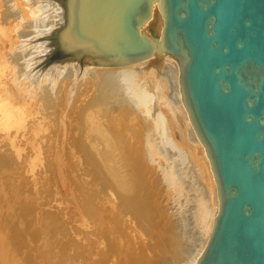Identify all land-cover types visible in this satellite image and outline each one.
Listing matches in <instances>:
<instances>
[{
  "label": "bare ground",
  "instance_id": "obj_1",
  "mask_svg": "<svg viewBox=\"0 0 264 264\" xmlns=\"http://www.w3.org/2000/svg\"><path fill=\"white\" fill-rule=\"evenodd\" d=\"M157 3L158 2L156 1L152 4L151 13L148 19H146L143 22V24L139 26V28L137 27L138 35L141 38H144L147 41H150V43L151 42L153 43L152 44L153 50H154L153 53L149 57H145L137 61H119V60H113L111 58H108L86 46H83L77 40L74 34V22H75L74 0H0V140H5L7 141V143L8 142L11 143V145H9V149L12 150L13 153H15L17 156H20L21 152L19 153L20 146L18 142L22 138H24L23 136L20 135V132L24 131L26 128L28 129L27 126H28V123L30 124V121L31 123L32 122L35 123V133H37L41 129V125L43 123L45 124V122L43 120V123H42L41 117H39L38 115H40L39 113L41 109H47V106L45 105L46 104L48 106L50 105V103L48 104L49 102L48 99L53 100L51 98L56 97L54 94H58L60 100L64 101V102L62 101L61 103L60 100H57L58 102L60 101V103L62 104V105L60 104L59 105L65 106L64 107L65 109L70 108L69 110H71L74 105L76 106V104L78 105V108L80 106L81 110L84 108L85 110L86 109L91 110V108L94 109L96 105H98L97 107L99 109L100 105L102 104V105H105V108L107 107L108 109H113V108L116 109L115 112L117 111V108L119 109V111H121L120 109H122V112H120L122 113V115L126 114L125 111H127L128 113L129 111H131L130 113L134 111L135 115L137 114L136 115L137 117L138 112H141L144 115V117L145 116L147 117L145 119L147 120L146 125L145 126L142 125V127L145 128V130L143 131L145 133L140 138V143L142 145L141 146L142 153L140 152L141 154H139L138 150L140 148H138L137 151L134 150V147L136 148L134 144H131L134 147L130 145V148L128 146L127 147L124 146L121 152L119 150L121 145H118L119 148L117 147L118 148L117 152L119 151L117 157L118 159H120L121 155H123L125 164L122 163L123 161L122 162L118 160L117 161L121 163V166L124 165L125 168H126V164L128 163L129 167L127 168L128 169L127 172H126L127 170L126 169L122 171V173L119 172L120 174L117 173V175L115 176L121 177V174H124V172L129 173V168H130V173H131L132 178L131 179L127 178V179L129 181L132 180L131 183L132 182L133 183L132 185L130 183L131 186L133 185L135 186V190L131 188H130L131 190L129 189L130 191L128 190L130 194H127V195L122 194L124 190L120 192V194H122L121 195L122 197L127 196L123 202L126 201L125 205L128 206V207L126 206V208L129 210V207H130L131 211L133 210L134 212L133 214L134 215L136 214L135 215L136 219H135L131 212L135 221L138 222L139 220H142V222L147 221L149 223V221L151 220L150 218L151 214L154 212H151L149 216V212H150L149 209H151L152 205H148L149 206L148 207L147 203H145L144 200L149 199L152 201V199L150 198H152L154 194L156 193L153 192L151 195L150 194L151 192H148V193L146 192L149 189V187L147 190H146L147 186L146 188H144L145 183H143L142 178H141L142 176L140 175H142V173L144 174L145 172L147 174L148 171H144V168H142V171L144 172L140 174V172L138 171H140L141 168H138L137 162L136 163L134 162V160H137L138 158L133 160V157L131 156L138 155V157H143L144 161L145 160L151 161L150 159L153 157H158L159 160H162L164 162V165L162 167V170L159 169L161 172L160 179L163 182L164 187L168 190V192L169 190L172 191L175 206L177 207V211H178L174 215V221L172 222L175 228L173 226L172 227L173 229L179 231L183 239L189 240L193 238L194 236V239H191V241L193 242L189 243L186 247L187 256H188L186 257L190 258L189 260L187 259L188 264H197L198 260L200 259L203 251L205 250L208 244L209 237L211 236L213 225H214V220L219 211L220 203L218 199L216 184L213 187V183L211 181L210 186H205L201 181L200 173L203 170L200 171L199 164L201 161H199V159L204 161V163L208 166L210 180L212 179L213 174L210 169V165H209V161H208L205 148L200 140V137L197 133V130L195 128V125L192 121L191 115L187 107L186 97H185V93L183 90V84H182L181 62L176 57L165 53L161 48V37H162V29L164 26V19L158 8ZM102 66H106V67H102ZM53 102H55V100ZM78 108L76 106L75 109H78ZM102 108L104 107L102 106ZM102 111L103 113L105 111V114L107 115L106 109ZM41 112H43V110ZM115 112H114L115 115L113 114L115 116V119L114 118L112 119L111 117H109V119H112L111 121L115 120L113 123H111L109 120V122L113 124L114 127H116L114 124L117 121L116 117L119 118V115H120L119 112H117L119 115L117 114L116 116ZM98 113H101V111L100 112L98 111ZM109 113H108V116H111V113L110 115ZM70 114L72 116V113ZM129 115L127 114L128 117ZM75 116H78V115L75 114ZM127 116H124V117H126L127 121H129L130 119L128 120ZM85 117H86V114H85ZM122 117L119 119H122ZM67 118H68V115H67ZM69 118H72V117H69ZM47 119L49 118L47 117ZM77 119H80V116L79 118H76V120ZM141 119H142V116H141ZM81 120L82 118L80 119V121ZM106 120H108L107 117H106ZM95 121L94 123H97ZM122 121L125 122L124 125ZM122 121H121L122 124H120L121 126L127 125L125 120H122ZM118 122L120 121H117V123ZM73 124H75V121ZM101 124L102 123H100V125ZM113 125H110V126H113ZM128 125L129 127L132 126L130 124ZM128 125H127V128L123 126L119 128L117 127L116 134L118 133L121 134V132L118 131L120 128L128 129L129 128ZM56 126H59V125H56ZM94 127L97 128V126H94ZM99 127L103 129V127L101 126ZM68 128L69 127H67V129ZM105 128H108V127H105ZM71 129H72V126H71ZM84 129H81V130H84ZM123 129H121L123 135L124 134L129 135V134H126L125 129L124 130ZM93 130H95V128ZM113 130L116 131L115 128H113ZM71 131L73 132V130H70V132ZM92 131L90 130V133ZM127 131L128 133H133L132 130H130L131 132H129V130ZM143 132L141 130V133ZM101 133L103 134V132H100V134ZM109 133H110L109 135H111V138L114 137L112 136L111 132ZM125 135L124 137H126ZM16 136H20L19 140L16 142L18 145L13 144L15 143ZM35 136H38V135H35ZM106 137L107 136H105L104 138ZM28 138L31 139V135ZM80 138H82V136ZM104 138H101V139H104ZM95 139H98V138H95ZM113 139L114 138H112V141ZM127 139L129 138L127 137ZM178 140H182L188 145L189 149H191L190 153L187 151L188 149L185 151L180 145L177 144ZM84 142L85 141L83 139V143ZM128 142L130 143L129 140ZM93 143L95 144L94 141ZM129 143L128 144L126 143L125 145H129ZM20 149L22 148L20 147ZM130 149H132L135 152L130 151ZM132 153H135L136 155L135 154L133 155ZM141 161L142 159L140 160V162ZM114 162L116 163V160ZM145 162L147 163V161ZM115 165L117 164H114V166ZM119 169L121 168H118V171H120ZM107 175L109 176V174ZM129 175L127 174L126 176H129ZM149 175L143 177V178L150 177L149 179H147L146 182H149L152 178V175L150 176ZM124 176L125 174L122 176V179ZM125 179L123 180L125 181ZM129 181H127L126 183H128ZM127 185L129 187V184ZM149 186L151 189L152 187L150 184ZM142 188L145 190L144 192L145 196L142 195L144 191L142 190ZM141 191L142 193H139ZM148 191H154V190H148ZM156 191L157 190H155V192ZM125 192H126V187H125ZM158 192H159V189H158ZM120 194H117V196ZM166 195H168V193ZM146 196L147 197L152 196V197L146 199ZM153 198L155 202L157 195ZM164 200L162 201L161 199L159 203L164 202ZM119 202H122V201H119ZM156 204L158 205V202ZM124 207L125 206L123 205L122 208L125 211H127ZM157 207L162 209L160 205ZM153 208L154 206L152 207L151 211H153ZM160 209L158 210V208H156V210H158L159 212L157 211L158 213H154L153 215L154 216L157 215L158 217L159 216L158 214H161ZM103 212L105 211L103 210ZM153 215H152V218H153ZM166 216L167 215H165V219L167 220L169 216L168 218ZM159 217H161V215ZM162 218L159 220L158 223L161 222ZM153 219L155 222L156 221L155 217ZM9 222L12 223L11 221ZM147 222H145L144 224H147ZM151 222L152 220L150 221V223ZM150 223L148 224L149 229L150 227H154L155 229V226L153 224H152L153 226H151ZM166 225L167 224L164 223L163 226H165L166 229L167 228L169 229L170 225L168 226ZM160 226H162V224ZM158 227L159 226H157V229L160 230V228ZM119 228H118V233L120 234ZM142 229L145 230L146 227L144 226L142 227ZM147 229H146V232H147ZM154 229H152V231L150 232L148 231L146 236L148 235V237L151 238L152 235L149 236L150 233L154 234L153 231L154 232L159 231V230H154ZM169 231L166 230V232H169ZM162 232H164V230ZM157 233H156L157 235L153 236L154 238L156 237V240L158 239L157 236L159 235V232ZM160 235L163 236L161 233ZM167 236H164L165 238L163 237V244L165 245H166V242L164 243V240L166 239ZM169 238L170 236L168 237V239ZM172 238H170L172 240L170 241V243L173 242ZM154 240L155 239H153V241ZM175 242L179 243L177 241ZM152 246L153 245H151V248H153L155 245L153 247ZM154 248L157 250V246H155ZM163 249H167L165 251H168V248H166L165 246H163ZM160 250L161 249H158L159 252L158 251L157 252L160 253L161 252ZM171 253H169V255ZM160 254L165 255L162 253ZM173 254L174 253H172V255ZM162 257L163 256H161L160 258ZM38 258H40V256ZM135 260H136L134 261L135 264H137V262L140 261V259H137V258H135ZM162 260L159 261L158 259V261L161 263L163 262ZM183 263H184V259H183ZM164 264H165V261H164Z\"/></svg>",
  "mask_w": 264,
  "mask_h": 264
},
{
  "label": "water",
  "instance_id": "obj_2",
  "mask_svg": "<svg viewBox=\"0 0 264 264\" xmlns=\"http://www.w3.org/2000/svg\"><path fill=\"white\" fill-rule=\"evenodd\" d=\"M156 1L220 203L197 264H264V0H74V34L113 60L149 57L137 27Z\"/></svg>",
  "mask_w": 264,
  "mask_h": 264
},
{
  "label": "rangeland",
  "instance_id": "obj_3",
  "mask_svg": "<svg viewBox=\"0 0 264 264\" xmlns=\"http://www.w3.org/2000/svg\"><path fill=\"white\" fill-rule=\"evenodd\" d=\"M102 67H106V66H102ZM54 95L56 96L54 97L55 99L54 98H51L53 100L48 99L49 101L48 104L50 103V105L49 106L47 104L45 105L47 106V109H41V110L39 109L40 115L38 116L41 117L42 123L44 120L46 126L43 123L41 125V129L37 133H35V123L34 122L31 123L30 121V124L28 123L27 126L28 129L26 128L24 131L20 132V135L25 138V139L22 138L18 142L19 146L22 148L20 149V147L18 146L20 150L19 153L21 152V155L19 154L20 156H17L15 153H13L12 150L9 149V145H11V143L9 142L7 143V141L5 140H0L1 142L0 143V264H42V263L43 264L44 263L45 264H133L134 261H136L135 258L140 259V261H142V262L139 261L140 264L141 263L145 264L146 262H147L146 264L149 263L164 264V261L165 264H169V262L170 264H182L183 259H184L183 264H188L187 259L189 260L190 258H187L188 256H187L186 247L189 243L193 242L191 241V239H194V236L193 238L186 240L183 239L179 231L173 229L174 226L172 222L174 221V215L178 211H177V207L175 206L172 191L169 190L168 192V190L164 187V184L160 179V173H161L160 170H162L164 162L162 160H159L158 157H153L150 159L151 161L145 160L147 161L146 163L143 160L144 159L143 157H138V155H136L135 153L132 154L133 155L135 154L136 156H131L133 157V160L137 158L142 159L141 162H140L141 159L134 160V162L135 163L137 162L138 165L139 164L141 165V166L139 165L140 166L139 167L136 164L138 168H141L140 171H138L140 172V174L144 171H148L147 174L145 172L144 173L145 175L143 173L142 175H140L142 176L141 178L143 183H145L144 188H146L147 186L146 190L148 189V187H149L148 190H154V191H148V190L146 191L147 193L151 192L150 193L151 195L153 192L156 193L154 194L153 197L157 195L156 198L157 200L155 199V202L156 203L158 202V205L154 202V198L152 196L149 197L146 196V199L152 197L150 198L152 199V201L149 199H148L149 201L144 200L145 197L143 199L144 202L147 203V206L152 205L151 209L154 206L153 211L149 209L150 210L149 216L151 212L154 213L159 212L158 210L160 208L157 206L160 205V207H162V209H160L161 214H158L159 216L161 215V217L159 216L157 217V215L154 216L153 215L154 213H152L150 217L152 220L151 223H150L151 220L149 218L150 220L149 223L151 224V226L154 225L155 229L154 227H150L151 229L150 230L148 227L149 223L147 221L142 222V220H139L138 222H136L135 221L136 214L135 215L133 214L134 212L133 210L131 211L130 207L129 210L126 208L127 206L125 205L126 201L123 202L127 196H124L125 198L121 196L122 194L125 195L130 194L128 190L130 188L135 190V186L134 185L131 186L133 182L131 183L132 180L131 181L128 180L132 178L130 173V168H129L130 175L129 173H126L128 171L127 168L129 167V164L126 162L127 164L125 168L123 164H122L123 166H121V163L118 162V161L121 162L123 161L122 163H124L125 161L123 159V155H121L122 158L120 157V159H118L117 157L119 153V151L117 152L119 148L118 145H121L119 148L121 152L124 146L126 147L128 146L130 148V145L134 144L136 148L132 145L131 146L134 147V150L136 151L138 150V148H140L138 151L139 154H141L142 145L140 143V138L145 133L143 132L145 128L142 127V125L143 126L146 125L147 120L145 119L147 117L146 116L144 117V115L141 112H138V116L136 117L137 114L135 115L134 111H132V113H130L131 111H129L130 115L134 116L131 117L129 113L125 110L123 111H125L126 114L122 115V113H120L122 112V109H120L121 111H119V109L117 108V111L115 112L116 109L114 108L108 109L107 107L105 108V105L102 104L100 105L101 109L99 107L100 110L97 107L98 105H96L94 109L91 108V110L90 109L85 110L84 108L82 109L83 110L82 111L80 109V106L78 108L77 104L76 106L78 109H75L76 106L74 105L73 106L74 109L72 107V109L69 110L70 108L65 109L64 108L65 106H60L62 105L61 103L63 100H60L58 94H54ZM54 100L56 103L53 102ZM57 100H60L61 103L60 101L58 102ZM102 106L104 108H102ZM105 109L107 115L105 114V111L104 113L102 111ZM42 110L43 112H41ZM97 110L99 112L101 111V113H98ZM108 111L109 112L112 111L110 112L111 116H108L109 113ZM113 111L116 113V116L118 114L117 112H119V114L121 115L120 116L118 114L119 118L123 116L122 119L116 117L117 121L121 122L122 120H125L127 125L130 124L133 126V127L132 126L129 127L128 125L129 127L128 129L124 128L126 132L125 131L123 132L129 134V135L124 134L126 137H124L122 133L121 129L123 128H120L118 130L121 132V134L119 133L116 134L117 133L116 128L122 127L125 122L122 121L123 125L121 126L120 124H122V122L117 123L116 121L118 125L114 123L116 126L114 127V125L111 124L115 121V120L111 121L113 118L115 119L114 116L115 114ZM70 113H72V116ZM75 114L78 116H75ZM92 114L98 116L95 117ZM127 114L129 115V117L127 116ZM79 116L80 119L82 118L81 121L80 119H77L79 121L76 120V118H79ZM124 116H127L128 120L129 119L130 120L127 121V118ZM47 117L49 119H47ZM106 117L108 118V120H106ZM109 117H111L112 119H109ZM104 119L108 122L110 120L111 123L106 122ZM74 121L75 124H73ZM94 121L97 123H94ZM100 123L102 124L100 125ZM78 124L81 126H79ZM97 124L103 127V129L100 128ZM92 125L97 126V128ZM127 125L123 127L127 128ZM67 127L69 128L67 129ZM73 127L76 129H74ZM83 127L86 129H84ZM91 127L92 128L94 127L95 130H93L94 128L92 129ZM111 127L115 128L116 131H114L113 128ZM78 129L79 130L84 129V130H81L83 131L81 132ZM70 130H73V132L72 131L70 132ZM90 130L91 131L93 130L97 135L93 131L90 133ZM127 130H129V132H131L130 130H132L134 134L128 133ZM141 130L143 133H141ZM100 132H103V134L102 133L100 134ZM109 132H111L112 136H114L112 137L114 138L113 141L111 135H109L110 134ZM139 133L141 134V136ZM30 135H31V139L28 138L30 137ZM81 136L82 138H80ZM105 136L107 137L110 136V137L104 138ZM127 137L129 139H127ZM19 138L20 136H16L15 143L13 144H17L16 142L19 140ZM83 139L85 141L84 143H83ZM106 140L108 141V143ZM128 140L130 141V143L128 142ZM132 140L134 141V143ZM93 141L95 142V144L93 143ZM125 142L127 144L129 143V145H125L126 144ZM177 144L180 145L185 151L188 149L187 151L190 153L191 149H189L188 145L185 142H183L182 140H178ZM132 149H130V151L135 152ZM114 159L116 160V163L114 162L115 161ZM199 161H201L199 164L200 171L203 170L202 171L203 173L202 172L200 173L202 183L205 186H210V183L212 181L214 187L215 182L213 179V175L211 180L209 178L210 175H209L208 166L201 159H199ZM114 164L117 165L114 166ZM118 164L120 167L118 166ZM149 164L150 165L153 164V165L150 166ZM118 168H121L119 169L120 171H118ZM142 168H144V171H142ZM124 170H126V172H124L125 176L123 177V179L128 178L127 179V181H129L128 183H126L127 182L126 179H125L126 182L122 179V176L124 174H121V177L115 176L117 175V173L119 172L122 173V171ZM149 173L150 175H152V178L149 181L150 183L146 182L147 179H149L150 177L148 178L145 177L146 180L145 178H143L144 176L149 175ZM107 174H109V176ZM127 174L129 176H126ZM125 184L126 185L129 184V187L128 185L126 186ZM149 184L152 187L151 189ZM125 187L127 193L125 192ZM123 190L125 193L122 192ZM142 190L144 189L142 188ZM155 190L157 191L155 192ZM120 192H122V194H120ZM144 192L145 190L143 191L142 194L143 196H145ZM139 193H142V191ZM167 193L168 195H166ZM117 194L120 195L117 196ZM161 199L162 201L164 199L167 201L164 200V202L161 201L162 203H159ZM119 201H122L123 204L122 202ZM123 205L125 206L124 208L128 212L122 208ZM156 208H158V210H156ZM164 209L165 210L167 209L166 212ZM103 210L105 212H103ZM131 212L135 219L133 218ZM96 214L98 215L100 214V215L98 216ZM152 215L153 218L155 217V220L157 221L155 222L157 225L155 224ZM165 215H167L166 216L167 218L169 216L167 220L165 219ZM161 218H162L161 222L158 223ZM9 221H11L12 223H10ZM141 222L143 223V225ZM145 222H147V224H144ZM164 223L167 224L166 226L170 225L169 229L168 228L166 229L165 226H163ZM161 224L162 226H160ZM141 226L142 227L145 226L146 229L148 227L147 232L152 231V229L159 230L157 229V226H159L158 228H160V230L157 231L159 232V235L157 236L158 239L156 240V237L155 238L153 237L158 234L156 231L155 232L153 231L154 234L148 233L149 236L152 235L151 238H149L148 235L146 236L147 234L146 229L143 230L144 228L142 229ZM161 227L164 228L162 229ZM118 228L120 230L119 231L120 234L118 233ZM163 230L164 232H162ZM166 230L168 231L170 230V231L166 232ZM160 233L163 236H161ZM164 236H167L166 239L164 240V243L166 242L167 246L163 244ZM169 236L170 238L173 237L172 238L173 242L171 243L170 241L172 240L170 238L168 239ZM152 238L155 239L154 240L155 242L153 241ZM175 241L179 243H176ZM167 242H169L170 244ZM162 244L163 246L168 248V251H165L167 249H163ZM151 245L157 246V250L154 248L155 246L154 247L152 246L153 248H151ZM158 249H161L160 253L165 255H161L160 253H158L159 252ZM175 250L178 251L176 252ZM152 251H154L155 253ZM170 251L174 254L172 255ZM42 253L45 254L43 255ZM169 253L171 254L169 255ZM39 256L40 258H38ZM161 256L163 257L165 256V257L160 258ZM158 259L159 261L163 259L162 260L163 262L162 263L159 262ZM171 259L173 260V262ZM139 262H137V264H139Z\"/></svg>",
  "mask_w": 264,
  "mask_h": 264
}]
</instances>
